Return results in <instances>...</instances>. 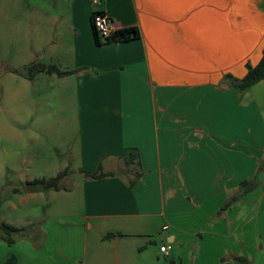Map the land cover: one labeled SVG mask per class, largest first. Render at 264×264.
I'll use <instances>...</instances> for the list:
<instances>
[{
  "label": "crops",
  "instance_id": "obj_1",
  "mask_svg": "<svg viewBox=\"0 0 264 264\" xmlns=\"http://www.w3.org/2000/svg\"><path fill=\"white\" fill-rule=\"evenodd\" d=\"M67 1L55 37L40 40L47 54L28 66L69 74L22 78L31 104H41L28 114L26 140L46 144L48 176L69 169L59 184L67 191L46 194L79 211L64 217L85 242L89 234L117 242L148 235L156 224L160 246L178 264H264V184L217 215L264 169V80L243 91L230 82L261 60L264 0ZM95 11L113 32L136 28L139 38L96 46ZM98 167L114 177L83 178ZM39 176L5 189L21 198L41 193L32 184ZM26 184L35 192L26 194ZM30 241L7 250L16 264H50Z\"/></svg>",
  "mask_w": 264,
  "mask_h": 264
},
{
  "label": "rangeland",
  "instance_id": "obj_2",
  "mask_svg": "<svg viewBox=\"0 0 264 264\" xmlns=\"http://www.w3.org/2000/svg\"><path fill=\"white\" fill-rule=\"evenodd\" d=\"M68 5L67 0H0V223L25 225V232L11 235L14 244L31 239L32 248L43 252V259L50 264H165L170 258H163L158 252L161 241L156 224L148 235L123 237L117 242L111 233L89 234L85 242L82 228L72 226L74 220L64 217L79 213L77 209L68 212L63 208L65 199H56L46 192L21 198L5 189L7 183L26 177L52 178L48 176L51 155L46 144L29 142L24 136L28 123L34 119L28 118L30 110L41 104H31L22 78L27 77L31 60H43L47 54L40 40L46 35L55 37L63 20L56 15L66 11ZM48 109L53 120L56 110L51 105ZM68 112H74L73 107ZM73 177L65 185H72ZM230 195L238 197L239 191ZM108 234L111 237L106 239ZM8 249L10 246L0 241V264L15 257Z\"/></svg>",
  "mask_w": 264,
  "mask_h": 264
},
{
  "label": "trees",
  "instance_id": "obj_3",
  "mask_svg": "<svg viewBox=\"0 0 264 264\" xmlns=\"http://www.w3.org/2000/svg\"><path fill=\"white\" fill-rule=\"evenodd\" d=\"M91 27L93 30V36H94V42L96 46L106 45V44H112V43H123L131 40H136L139 38V32L136 28H124L120 29L116 32H114L109 38L105 39L104 41H101L93 26H92V20H91ZM38 73H47V74H55L58 77H63L68 75L69 73H62L59 72L54 67H44L42 65H32L27 68V78L31 79L33 76H35ZM264 80V49L262 52V57L259 63L255 67H247L246 75L241 80H230L231 86L234 88H237L241 91L249 89L256 85L257 83ZM135 160V154H132V152L128 155V157L125 160V165L128 167L133 161ZM69 173V169L66 168L59 174H57L54 178L50 179H42L39 181H33L32 184L37 187V189L41 192H59V191H67L66 188L61 187L59 184L61 180H63ZM83 175V178L85 180H103L106 178L114 177V174L112 173H103L100 170V167L97 168V170L93 173L89 172H81ZM139 179V175L135 176V180ZM133 183L129 184V187H132ZM260 186L256 182V177L253 178L251 181H245L242 182L239 185V196L233 197L226 201L221 208L219 209L217 215L222 214L227 209H229L240 197L247 195L248 193H251L255 190L256 187ZM0 231L2 232V235L0 236V241L4 242L8 246H11L15 243V241L12 239V234H18L21 232H25V229H17L10 225H7L5 223H0ZM111 237L110 234L105 236L106 239H109ZM233 261L237 264H250L249 261L246 258L243 257H235L233 258ZM4 264H16V258L11 257L8 261H6ZM167 264H178L172 260H169Z\"/></svg>",
  "mask_w": 264,
  "mask_h": 264
},
{
  "label": "built area",
  "instance_id": "obj_4",
  "mask_svg": "<svg viewBox=\"0 0 264 264\" xmlns=\"http://www.w3.org/2000/svg\"><path fill=\"white\" fill-rule=\"evenodd\" d=\"M94 4L96 5L95 2ZM91 20H92V26L98 38L101 41H104L105 39L109 38L114 33L109 18L101 11L93 12L91 16ZM166 230L167 227H163L161 229V231H166ZM158 252L163 258L168 257V249L166 246H160L158 248Z\"/></svg>",
  "mask_w": 264,
  "mask_h": 264
},
{
  "label": "water",
  "instance_id": "obj_5",
  "mask_svg": "<svg viewBox=\"0 0 264 264\" xmlns=\"http://www.w3.org/2000/svg\"><path fill=\"white\" fill-rule=\"evenodd\" d=\"M256 182L258 184H264V169L260 171L256 176ZM36 188L31 184H26L24 186V191L29 194L35 192Z\"/></svg>",
  "mask_w": 264,
  "mask_h": 264
}]
</instances>
